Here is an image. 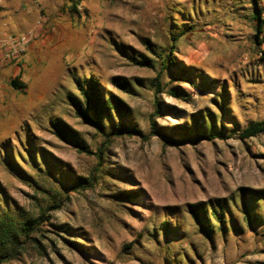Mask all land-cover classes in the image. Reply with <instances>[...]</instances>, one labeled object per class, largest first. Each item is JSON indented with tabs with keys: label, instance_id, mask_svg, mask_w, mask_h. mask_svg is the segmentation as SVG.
I'll list each match as a JSON object with an SVG mask.
<instances>
[{
	"label": "rangeland",
	"instance_id": "1",
	"mask_svg": "<svg viewBox=\"0 0 264 264\" xmlns=\"http://www.w3.org/2000/svg\"><path fill=\"white\" fill-rule=\"evenodd\" d=\"M31 1L37 8L42 4ZM73 6L74 1L62 0V20H55L47 31L43 28L53 35L44 47L47 55L32 60L26 69L17 67L23 55L4 62L0 213L9 209L17 219L33 218L48 204L62 203L49 211L51 221L43 222L42 231L32 234L42 247L28 239L4 264H264V198L255 201L263 219L255 227L245 223L233 205L241 188L264 189V133L244 140L235 133L251 121L264 120V0H78ZM256 7L263 20L260 33ZM0 30L6 32L0 40L12 30L29 33L10 13L0 16ZM35 35L32 39H41ZM173 36L178 37L179 65L162 73L158 127L181 140L194 114L209 111L218 124L223 120L228 126L222 136L232 135L178 147L156 135L147 141L138 134L117 138L93 188L76 191L69 188L70 180L60 183L61 172L71 178L87 175L96 158L57 138L50 119L68 121L92 149L102 141L69 105L67 95L77 94V80L93 76L121 95L132 107L124 120L148 133L154 111L152 79L161 64L143 41L149 39L157 51L166 53ZM142 55L153 67L130 60ZM14 67L27 71L22 91L9 87ZM183 70L205 89L175 79ZM115 76L130 80L131 93L112 84ZM114 120L121 121L116 114ZM205 122L209 125L210 118ZM39 150L49 165H56L48 169ZM131 189L139 191L137 199L115 197ZM216 198L230 202L238 228L216 227L209 240L188 205ZM164 221L170 222L166 236L157 230ZM66 239L82 245L72 246Z\"/></svg>",
	"mask_w": 264,
	"mask_h": 264
},
{
	"label": "trees",
	"instance_id": "2",
	"mask_svg": "<svg viewBox=\"0 0 264 264\" xmlns=\"http://www.w3.org/2000/svg\"><path fill=\"white\" fill-rule=\"evenodd\" d=\"M72 1H74L73 8H75L78 4V0ZM255 14L254 18L259 20L257 29L260 33L262 32L263 20L261 18V9L259 7L255 8ZM172 39L173 43L168 50H166V53L157 51L149 39L143 41L146 49L152 56L159 59L161 64L160 69L152 79V88L154 89V111L150 115V130L148 133H145L136 125H131L124 120V118L129 117L132 107L121 95L107 90L102 82L93 76L84 81L77 80V94L69 93L67 95L69 105L73 107L74 113L77 117L82 118L85 122L90 123L95 128L97 133L101 135L102 141L96 149H92L86 141L81 138L79 131L68 121L63 118L50 119L49 124L51 131L57 138L71 145L77 151L93 155L96 158V165L87 175L79 174L74 178H71V176H67L68 172H61V175L59 176L60 183L70 180L69 188L76 191L93 188L96 182H98L99 175L106 164V153L117 138L125 136L132 137L138 134L142 139L147 141L152 136L156 135L162 137L164 143L178 147L180 144L189 143L191 145H197L206 140H213L216 137L228 138L232 135L222 136V131L228 129V126L223 120L218 124L216 118H214L213 114L209 111L194 114L191 119L192 124L188 123L184 127L185 129L182 132L183 136L181 140L171 137L166 131H164V129L158 127L155 118L162 111V100L160 98V93L163 92L164 89L161 81L162 73L168 68L179 65V60L175 57V42L178 37L173 36ZM130 60L137 65L153 67V64H150L146 56L143 55L139 60H136L134 57H130ZM175 79L182 80L188 83L190 87L196 88L197 90L205 89V87L201 86L199 82H196V78L186 75V70H183L182 75L176 76ZM112 84L123 92L131 93V82L125 76L113 77ZM10 85L15 89L21 90L26 87V84L20 82L18 78L11 79ZM114 114L121 119L119 123L115 122ZM206 117L210 118L209 125L205 122ZM235 133H238V137L242 140L256 137L264 133V120L251 121L246 127ZM39 151L40 152L38 153L40 154L41 160L46 162L48 169H51V167L56 165L54 162L52 165H49L44 152L41 150ZM38 168L41 169L40 167ZM138 193V190L131 189L119 192L115 197L129 200L137 199ZM259 198H264V189L257 190L243 187L240 189L239 201L233 200V205L242 213L243 220L249 226L255 227L256 225L263 224V219L256 213L257 204L255 201ZM61 205V201L48 204L40 211L38 216L33 218L17 219L9 209L2 214L0 213V264H4L10 255L17 253L19 246L25 243L28 239L35 241L38 246L42 247L39 240L36 237H32V234L38 230L42 231L41 225L43 222L51 221L52 216L49 214V211L56 210L60 208ZM188 212L191 218L198 224L200 231L209 240H212V234L216 227L223 231L227 230L229 227L234 230L238 228L236 218L233 214L234 212L232 211V205L225 199L216 198L209 202L198 201L190 203L188 205ZM55 227L71 234L77 233L69 227H59L56 225ZM160 229L163 230V233L166 236V230L170 229V222H162L157 230L160 231ZM65 241L75 247L81 243L69 239H66ZM83 247H85V249H90L91 246L83 244Z\"/></svg>",
	"mask_w": 264,
	"mask_h": 264
},
{
	"label": "crops",
	"instance_id": "3",
	"mask_svg": "<svg viewBox=\"0 0 264 264\" xmlns=\"http://www.w3.org/2000/svg\"><path fill=\"white\" fill-rule=\"evenodd\" d=\"M1 1L3 0H0V2ZM38 1L42 2V4L40 3V5H38L39 6L38 8L35 7V5H33L31 0H8L6 5L0 4V16H2L5 13H10V15L15 19L17 26L22 27V28H28L29 32L33 33L34 35L38 34L40 35V38H41L39 40H34V39L31 40L29 44V49L27 50L26 54L23 55L24 57L20 59L23 62H19L17 66L19 68H22V67L24 69L30 68L32 60L36 58L39 60L41 56L47 55L46 53L47 48H44V47L48 45V41L53 39V35L43 31V28H45L47 31L48 27H51V25H53V22L55 20H58L59 22L60 20H62L61 15L64 12L61 9L62 0H38ZM43 19L45 20L43 22V26L38 27L37 24H39V22H42ZM4 25L7 26V24L5 23ZM37 31L38 33H36ZM4 34H6V32L3 33L0 30V35H4ZM10 34L19 35L20 33H16L15 31L12 30L10 31ZM58 43L59 42H57V44ZM38 55L40 57H38ZM5 61L6 59L2 58L0 54V81L2 82L0 86L1 88H3L2 90L0 89V95L1 93L5 92L4 89L6 88V84L4 83L5 77L7 75V71L4 67ZM8 61L9 60H7L6 62ZM13 69L15 71L13 78H18L20 82L27 84V73H26L27 71H24L23 73H21V72H18L16 67H14ZM9 87L12 90L22 91L21 89L13 88L10 84H9Z\"/></svg>",
	"mask_w": 264,
	"mask_h": 264
},
{
	"label": "built area",
	"instance_id": "4",
	"mask_svg": "<svg viewBox=\"0 0 264 264\" xmlns=\"http://www.w3.org/2000/svg\"><path fill=\"white\" fill-rule=\"evenodd\" d=\"M32 33L10 35L0 40V54L6 60H18L24 55L32 40Z\"/></svg>",
	"mask_w": 264,
	"mask_h": 264
}]
</instances>
